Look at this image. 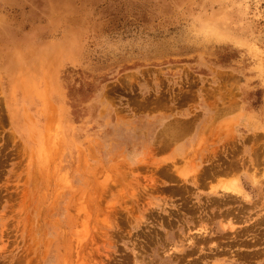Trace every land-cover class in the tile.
I'll return each instance as SVG.
<instances>
[{
  "label": "rangeland",
  "instance_id": "obj_1",
  "mask_svg": "<svg viewBox=\"0 0 264 264\" xmlns=\"http://www.w3.org/2000/svg\"><path fill=\"white\" fill-rule=\"evenodd\" d=\"M0 264H264V0H0Z\"/></svg>",
  "mask_w": 264,
  "mask_h": 264
},
{
  "label": "bare ground",
  "instance_id": "obj_2",
  "mask_svg": "<svg viewBox=\"0 0 264 264\" xmlns=\"http://www.w3.org/2000/svg\"><path fill=\"white\" fill-rule=\"evenodd\" d=\"M226 188V187H225ZM233 189H230V188H228V189H224V194H227V195H231V194H234L235 196H237V197H243L244 196V194H243V192H242V190H241V188H239L238 186H236V187H232ZM217 194H218V192H217ZM201 229H203V228H201ZM231 229V228H230ZM198 230H200V229H198ZM231 231H232V229H231ZM199 232V231H198ZM198 232H197V234H198ZM195 236V235H194ZM204 237V236H203ZM193 238H195V237H193L192 236V238L190 239V237L189 238H187V239H185V241L186 242H188V246L189 247H191V246H193ZM194 247V246H193ZM188 248V247H187ZM201 250V249H200ZM171 255V254H170ZM173 258V257H172Z\"/></svg>",
  "mask_w": 264,
  "mask_h": 264
}]
</instances>
